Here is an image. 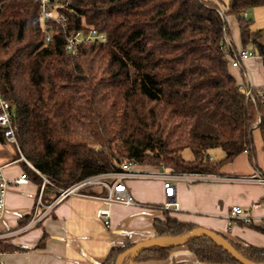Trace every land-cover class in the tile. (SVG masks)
I'll use <instances>...</instances> for the list:
<instances>
[{
    "label": "trees",
    "instance_id": "obj_1",
    "mask_svg": "<svg viewBox=\"0 0 264 264\" xmlns=\"http://www.w3.org/2000/svg\"><path fill=\"white\" fill-rule=\"evenodd\" d=\"M59 1L60 20H49L51 40L46 41L39 0H0V95L11 103L20 155L39 172L24 164L26 176L37 185L42 176L50 182L43 189V203L124 163L218 175L239 154L254 153L255 130L264 150V87L259 88L262 97L252 90L253 103L245 94L243 72L241 84L230 74L232 52L224 45V35L235 46L214 3ZM219 1L225 17L237 21L242 48L253 49L264 66L260 32L252 31L248 17H242L264 6V0ZM90 29L104 33L106 43L82 40L75 53L66 52L71 36ZM185 149L191 159L182 157ZM214 149L223 152L221 159L211 158ZM89 194L103 196L105 190ZM27 220L22 218L20 225ZM247 227L264 234V224ZM153 228L156 237H178L197 226L164 211ZM225 239L244 259L264 264V247ZM184 245L202 263L240 264L206 236ZM133 246L126 241L112 247L101 264H115ZM173 247H149L134 262L165 259ZM13 250L0 241V251Z\"/></svg>",
    "mask_w": 264,
    "mask_h": 264
},
{
    "label": "crops",
    "instance_id": "obj_2",
    "mask_svg": "<svg viewBox=\"0 0 264 264\" xmlns=\"http://www.w3.org/2000/svg\"><path fill=\"white\" fill-rule=\"evenodd\" d=\"M229 18L236 30V34L230 30L233 44L236 49H243L237 21L234 16H227L226 22ZM228 70L239 84L242 71L246 84L264 87V67L260 58H251L241 67H229ZM253 143L251 156L247 152L239 154L221 167L220 174H205L196 181L175 182L172 198L178 203V210L169 211L170 215L236 243L264 247V234L237 219L231 223L227 220L232 206L249 208L252 203L259 202L260 207L252 209L250 216L253 225L264 224V186L236 180L251 175L255 169L264 173V150L259 132ZM210 155L213 160L222 158L216 149L211 150ZM24 164L27 165L16 143L5 138L0 140V172L8 181L26 175ZM135 169L145 172L167 170L158 167ZM26 177V183L10 184L6 190L4 212L0 217V234L5 236L0 241L14 250L0 251V264H101L112 247H120L126 241L135 245L156 237L153 221L162 219L167 211L163 208L164 189L159 178L131 179L126 181V186L134 200L132 205H108L101 200L102 196L89 194L101 190L100 186H91L62 199L46 217L25 228L31 221L42 186ZM226 177L234 179L222 180ZM106 208L110 213L108 226L97 216L99 209ZM24 217L28 220L20 225ZM41 239L43 244L39 245ZM132 264L208 263L200 262L185 245H180L170 249L165 259Z\"/></svg>",
    "mask_w": 264,
    "mask_h": 264
},
{
    "label": "built area",
    "instance_id": "obj_3",
    "mask_svg": "<svg viewBox=\"0 0 264 264\" xmlns=\"http://www.w3.org/2000/svg\"><path fill=\"white\" fill-rule=\"evenodd\" d=\"M201 3H205L206 1H210L216 5V12L225 19L224 10L222 3L219 0H198ZM227 2L228 0H221ZM62 3L59 0H39V15H40V23L42 29L46 33V41L51 40L50 32L46 29L48 26L49 20L59 21L60 17L56 13V8L61 6ZM243 18L247 17V13L244 12L242 14ZM86 40L87 42L98 44H105L106 37L104 33H99L95 29H90L88 33L84 34L82 31H78L74 36H71L66 44V52L75 53V48L77 44ZM224 45L231 50L232 56L231 60L228 64L230 68H239L242 64L251 59V58H260L257 53L253 49H234L230 40L226 35H224ZM261 59V58H260ZM241 84V83H240ZM255 90L256 93L262 97L263 92L259 88L252 87L247 84L245 94L249 97L254 103V95L252 90ZM13 118L14 113L12 110L11 103L5 99H3L0 95V128L3 129V136L6 140L15 142L14 131L15 128L13 126ZM260 122V119L257 120L256 126ZM23 158V157H22ZM23 160L26 164L36 171L24 158ZM208 175V174H206ZM205 174H189V173H173L169 170H164L162 172L153 171V172H145L138 171L135 169L132 163H124L120 166V168L114 172L102 173L87 177L76 185H73L67 189L61 190L58 195L50 201L48 204H42L41 202V194L46 184H49V180L47 177L42 176V186L41 193L38 197L36 207L33 210V215L30 223L25 227L28 228L34 225L37 221H40L42 218L46 217L54 208V206L59 203L62 199L66 198L69 195L77 194L78 189L83 186H94L98 185L103 188L106 192L104 196L101 197V200L104 203L110 204H121V205H132L134 200L132 196L129 194L126 186V181L131 179H153L159 178L162 182V187L164 189V197L165 202L163 204V208L167 211H175L178 210V203L172 198L173 192L175 189L174 183L178 181H196L201 179ZM234 178L226 177L222 180L231 181ZM27 177L25 174L20 175L19 178L8 181L0 172V217L4 212L5 206V196L6 190L10 184H22L27 182ZM236 180L246 181L254 184H258L264 186V173L260 170L255 169L254 172L246 177L239 178ZM260 207L259 202H254L249 208H242L240 206H232L227 215V220L229 223L233 219L239 220L243 225L247 226L252 223V218L250 216V211L252 209H257ZM40 209V210H39ZM97 216L103 221L105 226L109 225L110 213L109 210L99 209L97 211ZM4 234H0V239L4 238Z\"/></svg>",
    "mask_w": 264,
    "mask_h": 264
},
{
    "label": "water",
    "instance_id": "obj_4",
    "mask_svg": "<svg viewBox=\"0 0 264 264\" xmlns=\"http://www.w3.org/2000/svg\"><path fill=\"white\" fill-rule=\"evenodd\" d=\"M206 236L216 244L221 246L224 250H226L237 262L240 264H256L244 259L240 256L230 245V243L221 235L212 232L208 229H204L201 227H197L186 235L178 236V237H170V236H161L154 237L152 239L146 240L144 242L135 244L133 247L125 250L121 255H119L116 259L115 264H122L123 259L126 256H129L128 264H132L136 258V256L141 253L143 250L153 247V246H180L184 245L186 242L199 237Z\"/></svg>",
    "mask_w": 264,
    "mask_h": 264
},
{
    "label": "rangeland",
    "instance_id": "obj_5",
    "mask_svg": "<svg viewBox=\"0 0 264 264\" xmlns=\"http://www.w3.org/2000/svg\"><path fill=\"white\" fill-rule=\"evenodd\" d=\"M246 13H247L248 19L250 20V29L254 32H260V41L264 42V6L249 9L246 11ZM227 25L229 27V30H231V32L233 34H236L235 27L232 24V20L230 21V18H229V20L227 19ZM257 135H258V132H255V133L253 132V140H254V137H256ZM95 149H99V147L96 146ZM216 153H218V154L220 153V155H222V157H223V152L220 149H216ZM181 155L184 159H187V160L192 158V154L188 149L183 150ZM76 184H74V185H76ZM71 186H73V185H71ZM94 186H98V185H94ZM89 187H91V186L80 187L78 189V193H81V191H83L84 189H87ZM62 190H64V189H62Z\"/></svg>",
    "mask_w": 264,
    "mask_h": 264
}]
</instances>
